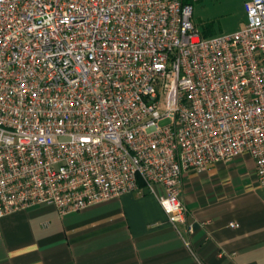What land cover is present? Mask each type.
<instances>
[{
    "label": "built area",
    "instance_id": "built-area-1",
    "mask_svg": "<svg viewBox=\"0 0 264 264\" xmlns=\"http://www.w3.org/2000/svg\"><path fill=\"white\" fill-rule=\"evenodd\" d=\"M244 11L204 37L190 0H0V219L144 191L178 226L184 176L241 155L264 185V0Z\"/></svg>",
    "mask_w": 264,
    "mask_h": 264
},
{
    "label": "crops",
    "instance_id": "crops-1",
    "mask_svg": "<svg viewBox=\"0 0 264 264\" xmlns=\"http://www.w3.org/2000/svg\"><path fill=\"white\" fill-rule=\"evenodd\" d=\"M181 197L178 226L144 191L63 216L50 205L16 211L0 219V264H264V185L251 156L187 173Z\"/></svg>",
    "mask_w": 264,
    "mask_h": 264
},
{
    "label": "rangeland",
    "instance_id": "rangeland-1",
    "mask_svg": "<svg viewBox=\"0 0 264 264\" xmlns=\"http://www.w3.org/2000/svg\"><path fill=\"white\" fill-rule=\"evenodd\" d=\"M190 1L193 21L204 37L233 32L244 18L241 0Z\"/></svg>",
    "mask_w": 264,
    "mask_h": 264
},
{
    "label": "trees",
    "instance_id": "trees-1",
    "mask_svg": "<svg viewBox=\"0 0 264 264\" xmlns=\"http://www.w3.org/2000/svg\"><path fill=\"white\" fill-rule=\"evenodd\" d=\"M206 34H210V33H206Z\"/></svg>",
    "mask_w": 264,
    "mask_h": 264
}]
</instances>
